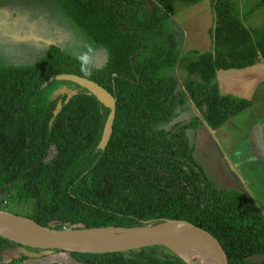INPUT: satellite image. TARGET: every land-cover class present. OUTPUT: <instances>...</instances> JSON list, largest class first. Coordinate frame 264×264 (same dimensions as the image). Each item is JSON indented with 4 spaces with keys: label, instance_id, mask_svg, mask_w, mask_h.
<instances>
[{
    "label": "trees",
    "instance_id": "1",
    "mask_svg": "<svg viewBox=\"0 0 264 264\" xmlns=\"http://www.w3.org/2000/svg\"><path fill=\"white\" fill-rule=\"evenodd\" d=\"M178 1L202 0H154L155 14L138 10L143 0H56L107 50V62L81 61L56 44L30 65L0 59V209H6L1 192L15 185L35 202L27 217L56 229L186 220L216 236L230 264H264V214L246 192L210 179L190 135L202 124L200 115L181 119L193 103L215 129L255 104L222 94L217 74L264 62V23L244 22L264 0L243 16L234 0H212L214 49L183 57L189 74L183 87L172 72L181 60V38L170 30ZM62 73L92 79L117 98L106 148L100 143L110 109L80 85L57 80ZM22 246L0 235V263L31 259L3 255ZM26 248L44 251L40 258L68 252L80 264H189L161 245L97 254Z\"/></svg>",
    "mask_w": 264,
    "mask_h": 264
},
{
    "label": "rangeland",
    "instance_id": "2",
    "mask_svg": "<svg viewBox=\"0 0 264 264\" xmlns=\"http://www.w3.org/2000/svg\"><path fill=\"white\" fill-rule=\"evenodd\" d=\"M236 8L241 15H245L259 0H234ZM176 14L173 16V27L171 31L176 30L181 38V56L172 72L178 78L181 86L183 82L189 77L185 69V61L183 57L189 55L191 50L212 51L214 49L213 39L210 35V27L215 23L214 11L211 8L212 0H202L197 4H186L178 1L175 5ZM141 12L155 14L157 12V4L154 0H143V3L138 8ZM11 13L22 16L26 22H32L36 28L39 29L43 36L34 26V30L39 39L31 38H13L11 44L15 46L12 48L9 43L0 41L4 47L3 56L0 59L8 64L30 65L37 59L42 57L45 53L46 46L42 43L44 39L46 42H52V38H45L50 35L53 38L58 34L67 35L68 40L73 38V46L75 53L80 55L90 56L86 50V46L90 45L87 36L80 28H78L57 4L56 0H0V22L2 19L8 17L12 18ZM48 13V15H46ZM57 16V18H55ZM244 22L248 27H260L264 23V7L257 9L250 15H245ZM248 16V17H247ZM17 18L14 20L17 23ZM53 20L57 24L54 25ZM9 27V25H8ZM31 25L25 26L26 32ZM57 27V28H56ZM12 35L17 37L18 31L7 28ZM5 34L4 28L0 25V34ZM24 35H27L24 34ZM63 38V37H62ZM61 39L60 36L56 38ZM23 42H35L39 45V49L30 50V53L21 50ZM76 42V43H75ZM63 48H65L63 46ZM66 51L71 52L69 48ZM98 54H93L100 63L106 60V53L101 51V48H95ZM41 52V53H40ZM261 65H254L252 69H256ZM249 70H221L218 71L219 79L217 81L221 84L223 90L229 88L232 84L228 82L229 78L234 80L240 78L241 82L236 84V92L245 93L248 96H258L257 102L247 110L233 116L227 123L221 125L219 128H210L204 120L201 112L197 110L194 104H191L192 110L185 113L181 119L189 120L196 113L200 115L202 124L191 129L190 135L195 146V158L204 167L210 179L220 188L242 190L250 195L256 202L259 209L264 214V147L263 154L259 153L254 141L251 139L252 125L261 124L264 127V85H258L256 77H245ZM200 79L198 75L193 76ZM261 87V88H260ZM59 94V93H58ZM238 96V95H237ZM260 154V155H259ZM1 200L6 209L14 214L28 216L34 206L35 202L24 198L19 193V189L15 186H9L1 192ZM10 254L19 255L20 247L9 250ZM32 253H43L30 251ZM22 263H14L12 260H5L8 264H45L51 261H58L61 264H80L68 252H53L48 257L40 258L42 256H30ZM10 258V257H9ZM199 260V259H196ZM200 261V260H199ZM202 262V261H201ZM198 263V262H197ZM1 264V263H0ZM199 264V263H198Z\"/></svg>",
    "mask_w": 264,
    "mask_h": 264
},
{
    "label": "water",
    "instance_id": "3",
    "mask_svg": "<svg viewBox=\"0 0 264 264\" xmlns=\"http://www.w3.org/2000/svg\"><path fill=\"white\" fill-rule=\"evenodd\" d=\"M56 79L71 81L80 85L95 95L110 109L100 143V148H106L114 128L117 98L98 82L78 74L62 73L57 75ZM68 94V98H70L74 92L69 91ZM107 229L125 230L127 236L112 244L96 242V240L88 237L91 232ZM0 235L23 245L20 250L27 256H40L41 253H32L26 247L40 248L45 250L46 253L51 249L59 248L66 251L97 254L161 245L174 251L189 264H197L196 259L193 260L192 258L190 260L179 254L174 248L186 247L194 242H203L211 249L217 264H230L227 253L222 248L223 245L219 239L205 228L186 220H165L158 224L134 228L112 226L85 229H56L43 226L30 217L0 209ZM3 255L10 258L19 256L10 254L9 251L3 253Z\"/></svg>",
    "mask_w": 264,
    "mask_h": 264
},
{
    "label": "crops",
    "instance_id": "4",
    "mask_svg": "<svg viewBox=\"0 0 264 264\" xmlns=\"http://www.w3.org/2000/svg\"><path fill=\"white\" fill-rule=\"evenodd\" d=\"M46 15H48V13H46ZM49 16V15H48ZM55 18H57V16H55ZM68 18V17H67ZM69 19V18H68ZM70 20V19H69ZM53 23H54V25L55 24H57L56 22H55V20H53ZM57 28V27H56ZM41 32V31H40ZM58 29H57V37L58 36H60V38L61 39H56V38H53V37H51L50 35H47V37H45V38H52V40L53 39H55V40H53L51 43L49 42H47V44L49 45H51V44H56V43H58V42H61L62 43V45L65 47V48H69V50L71 51L70 53H72V54H75L76 56H79L78 54H76L75 53V48L76 47H74L73 46V44H74V42L72 41L73 40V38H71L70 40H68V37H67V35H63V36H61V35H59L58 34ZM82 32H84V31H82ZM85 33V32H84ZM42 34V33H41ZM43 35V34H42ZM86 35V34H85ZM36 36H37V39H39L40 38V35H38V34H36ZM43 36H45V35H43ZM87 36V35H86ZM63 37V38H62ZM15 38H17V39H19L18 37H15ZM87 39H88V42H90V45L89 46H86V48H90L91 49V51L89 52L88 51V49H86L89 53H90V56H87L88 57V59L91 61V62H93L95 65H97V66H103L106 62H107V59H108V53H107V50L105 49V48H102V47H97L96 45H94L90 40H89V38H88V36H87ZM47 40V39H46ZM11 41H14L13 39H11ZM76 43V42H75ZM28 45V44H27ZM62 46V47H63ZM46 48H47V46H46ZM45 48V52H46V49ZM64 48V49H65ZM95 48H101L100 50L101 51H104L105 53H106V60L103 62V63H100L98 60H97V58H95L94 56H93V54H98V52H97V50L95 49ZM23 52H26V53H30V50H34V49H31V48H24V49H21ZM66 50V49H65ZM0 51L1 52H4V47L1 45L0 46ZM0 52V56L2 57L3 56V53H1ZM44 52V53H45ZM35 63V62H34ZM18 65H21V64H18ZM256 65H261L260 67H259V69L258 68H256V69H252V68H254L253 66L252 67H248V68H244V70H249V73H246L245 74V77H256L257 79H258V85H264V62H259L258 64H256ZM236 70H240V71H242L243 69H236ZM217 76H218V79H219V74H217ZM233 81V79L232 78H229L228 79V82L230 83H232V84H230L229 85V88H226V90H223V88H222V86H221V84L218 82V84H219V88H220V91H221V93L222 94H233V95H238V96H240V97H245V98H248V99H250V100H252L254 103L255 102H257V100H258V96H256V97H254V96H252V95H247V94H245V93H238V92H236V84L238 83V82H241V79L240 78H238V79H236V80H234V82H232ZM261 88V87H260ZM208 125V124H207ZM250 137H251V139L254 141V144L256 145V147H257V149H258V151H259V153H261V154H263V147H264V127H262L261 126V124H255V125H252V129H251V134H250ZM260 155V154H259Z\"/></svg>",
    "mask_w": 264,
    "mask_h": 264
},
{
    "label": "bare ground",
    "instance_id": "5",
    "mask_svg": "<svg viewBox=\"0 0 264 264\" xmlns=\"http://www.w3.org/2000/svg\"><path fill=\"white\" fill-rule=\"evenodd\" d=\"M127 232L125 230L118 229H107L101 231H94L88 234V237L96 240V242L104 244H112L121 239L126 238ZM195 243V244H194ZM186 247H176L174 248L182 256L187 257L188 259H199L203 264H217L215 256L209 249V246L203 242H194ZM195 262V261H194ZM198 264V263H197Z\"/></svg>",
    "mask_w": 264,
    "mask_h": 264
},
{
    "label": "flooded vegetation",
    "instance_id": "6",
    "mask_svg": "<svg viewBox=\"0 0 264 264\" xmlns=\"http://www.w3.org/2000/svg\"><path fill=\"white\" fill-rule=\"evenodd\" d=\"M11 16L13 17V20L10 17H8L6 19H2L1 18L2 22H0V25L3 26L4 31H5V34H3V35H2V33L0 34V41L7 42V43H9V45L12 48H15L16 45L13 46L11 44V39L15 38V36L12 35L7 28H10L11 30L18 31V34H19L17 36L18 38H25V36H27V38H31V41H34V39H37V36H36L37 33L34 30V28H33V26L36 28L35 24H33L32 22H26L24 17L19 16V15H16L15 13H11ZM15 18L18 19V20L16 19L17 20V23L14 20ZM8 25H9V27H8ZM28 25H31V27L26 32V30H25L24 27L25 26H28ZM37 30L40 32L39 29H37ZM26 33H27V35H24ZM40 33H42V32H40ZM42 43L45 46H47V48L50 46V44L49 45L47 44V42H46L45 39H44V41H42ZM51 45H53V44H51ZM56 45H59L61 47L63 46L61 42L56 43ZM0 46H1V44H0ZM28 47L31 48V49H36V50L39 49V45H37L35 42H33V44L32 43H28V42H26V43L23 42V44H21V49L28 48ZM41 52H44V50H42Z\"/></svg>",
    "mask_w": 264,
    "mask_h": 264
},
{
    "label": "clouds",
    "instance_id": "7",
    "mask_svg": "<svg viewBox=\"0 0 264 264\" xmlns=\"http://www.w3.org/2000/svg\"><path fill=\"white\" fill-rule=\"evenodd\" d=\"M88 51L90 52L91 49L89 48ZM77 58H78L79 60H81V61H84V62H87V60H88L87 55H80V56H78Z\"/></svg>",
    "mask_w": 264,
    "mask_h": 264
}]
</instances>
